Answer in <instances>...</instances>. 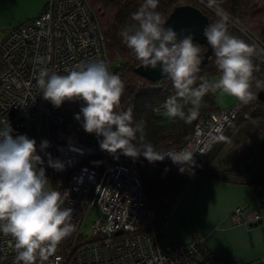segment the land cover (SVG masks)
<instances>
[{
  "label": "built area",
  "instance_id": "obj_1",
  "mask_svg": "<svg viewBox=\"0 0 264 264\" xmlns=\"http://www.w3.org/2000/svg\"><path fill=\"white\" fill-rule=\"evenodd\" d=\"M260 48V47H259ZM43 57L45 64L37 63ZM105 60L114 73L105 51L98 20L86 0H46L40 13L0 35V127L10 122L13 136L26 134L35 139L37 154L43 159L38 167L55 182V189L69 192L66 207L73 208L76 230L59 246L46 264H232L214 256L202 238L189 242H169L155 229V216L147 210V200L140 179L137 159L118 152L90 146L72 132L77 121L75 102L60 107L43 98L37 85L38 71L67 75L78 63ZM83 105L82 101H79ZM242 104H234L200 118L186 144L195 161L206 155L224 134ZM166 113L164 107L156 110ZM68 115L61 122L57 115ZM102 137H100V140ZM43 140L49 146L43 151ZM59 160L62 170L48 165ZM156 164H174L170 158ZM261 201L257 209L244 213L233 209L235 218L253 225L264 213V181L252 188ZM180 190L161 213L167 218L181 195ZM97 206L101 215L86 225L91 209ZM143 228H148L144 231ZM14 240L0 233V264H16ZM22 264V262H21ZM237 264H264L253 259Z\"/></svg>",
  "mask_w": 264,
  "mask_h": 264
},
{
  "label": "clouds",
  "instance_id": "obj_2",
  "mask_svg": "<svg viewBox=\"0 0 264 264\" xmlns=\"http://www.w3.org/2000/svg\"><path fill=\"white\" fill-rule=\"evenodd\" d=\"M220 18L204 30L208 44L215 52L217 79L209 80L200 75L204 56L194 42V34L187 29L178 33L172 26H165L166 19L156 9L159 0H143L132 13L135 24L124 28L120 35L123 42L145 69H157L173 84L175 94L163 105L166 115L186 123L196 119L208 93L228 95L247 105L264 90V82L256 79L259 66L253 57L260 51L254 44L228 32V13L220 7L219 0H207ZM181 33H187L178 38ZM43 65V57L37 58ZM37 85L44 99L54 107L65 101H82L75 118L87 133L102 137L101 150L111 154L118 151L137 159L143 156L149 163L170 158L180 165H195L194 153L187 149L159 150L145 139L143 121L135 122L133 107L121 109L125 83L118 74L109 70L103 60L78 63L67 75L50 72L47 67L38 71ZM259 91L254 92L253 87ZM0 127V233L14 240L16 264H46L60 244L76 230L73 208L66 207L67 190L49 186L43 159L37 154V143L26 134L13 136L10 122ZM49 146L43 140L40 149ZM48 165L62 170L59 160H48Z\"/></svg>",
  "mask_w": 264,
  "mask_h": 264
},
{
  "label": "trees",
  "instance_id": "obj_3",
  "mask_svg": "<svg viewBox=\"0 0 264 264\" xmlns=\"http://www.w3.org/2000/svg\"><path fill=\"white\" fill-rule=\"evenodd\" d=\"M204 1L207 3V0ZM86 2L98 20L107 58L114 74H118L125 83V92L121 97V109L127 110L129 106L133 107L134 121L144 122L145 139L153 143L157 149L165 151L183 147L190 139L195 123L200 118L219 109L214 94L205 95L199 114L191 123H186L179 118L169 119L166 113L158 114L156 110L163 107L166 99L175 94L172 81L168 77L152 81L140 75L136 71V67L140 63L135 59L132 51L127 48L120 35L124 28L135 24L131 19L132 13L139 9L143 0H86ZM219 3L229 16L228 32L254 44L258 50L260 48L264 50V0H219ZM181 4L199 7L207 15L208 25L220 19L216 13L203 6L198 0H159L156 10L161 12L166 19L171 11ZM198 45L202 52L206 50L204 45ZM215 59V52L212 49L210 59L201 67V76L209 80L219 76ZM253 62L260 69L254 73V76L257 80L264 82V54L262 51L253 57ZM253 91L259 90L254 86ZM75 104L77 113H79L81 105L79 101H75ZM57 117L61 122H64L69 116L65 114L57 115ZM239 127L242 130L241 137L254 139V151L258 162L256 167L248 168L244 181L252 188L257 183L263 182L264 102L257 98L247 105L242 104L240 112L226 129L225 134L219 138L206 155L195 161L192 168L190 165H185L183 173L179 171L180 165L149 163L143 156L137 158L146 200L163 196H168L172 200L183 189L190 176L226 179L227 172L216 169L214 161L224 139L233 132L238 133ZM143 230L148 231V228H143ZM158 234L161 235L159 232Z\"/></svg>",
  "mask_w": 264,
  "mask_h": 264
},
{
  "label": "crops",
  "instance_id": "obj_4",
  "mask_svg": "<svg viewBox=\"0 0 264 264\" xmlns=\"http://www.w3.org/2000/svg\"><path fill=\"white\" fill-rule=\"evenodd\" d=\"M45 1L0 0V33L3 35L37 16ZM219 102V108L234 104L227 95H220ZM82 119L76 121L72 134L97 147L100 137L87 133ZM238 129V133L233 132L224 139L214 161L216 169L227 172L226 179L190 176L167 218H163L161 213L173 199L163 196L147 200V210L156 218L155 229L167 241L189 242L198 236L214 256L232 264L264 260V213L260 221L253 225L244 223L242 216L235 218L233 215L236 206L249 213L257 209L261 201V197L244 181L248 168L258 165L254 139L241 137L242 130ZM118 152L110 154L115 156Z\"/></svg>",
  "mask_w": 264,
  "mask_h": 264
},
{
  "label": "water",
  "instance_id": "obj_5",
  "mask_svg": "<svg viewBox=\"0 0 264 264\" xmlns=\"http://www.w3.org/2000/svg\"><path fill=\"white\" fill-rule=\"evenodd\" d=\"M203 6L207 7L212 12L216 13L213 8L208 7V4L204 0H198ZM166 27L172 26L174 30L180 33L181 29H187L194 34V42L204 45L206 50L202 52L204 59L201 67L207 63L212 55V48L207 42L204 36V30L208 25V17L201 9L197 6L191 4H181L176 6L171 13L166 18ZM187 33H181L178 38H182L183 35ZM257 44V43H256ZM260 50H262L260 48ZM264 54V51H262ZM136 71L152 81H159L167 78V76L162 75L159 68L157 69H145L143 66L139 65L136 67ZM258 98L264 102V90L259 91ZM258 223V222H257ZM255 223V224H257Z\"/></svg>",
  "mask_w": 264,
  "mask_h": 264
},
{
  "label": "rangeland",
  "instance_id": "obj_6",
  "mask_svg": "<svg viewBox=\"0 0 264 264\" xmlns=\"http://www.w3.org/2000/svg\"><path fill=\"white\" fill-rule=\"evenodd\" d=\"M0 35H2V33H0ZM218 78V76H215V77H213V78H211V80H214V79H217ZM214 96H215V102H216V105L218 106V103H220L219 102V99H220V95L217 93V94H214ZM227 97L228 98H232L233 99V101L235 102V99L236 98H234V97H232V96H228L227 95ZM217 99H218V102H217ZM233 104V103H232ZM158 114H162V112H159ZM169 119H170V117H169ZM47 178L49 179V186L51 187V188H54L55 189V182H54V180L52 179V178H50V177H48L47 176ZM101 215V212H100V209L97 207V206H94L92 209H91V211H90V213H89V215L87 216V219H86V225L87 226H90V225H92V223L99 217ZM264 261V260H263Z\"/></svg>",
  "mask_w": 264,
  "mask_h": 264
}]
</instances>
